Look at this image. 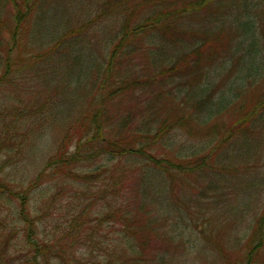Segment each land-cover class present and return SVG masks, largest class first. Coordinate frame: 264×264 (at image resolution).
<instances>
[{
    "label": "trees",
    "instance_id": "trees-1",
    "mask_svg": "<svg viewBox=\"0 0 264 264\" xmlns=\"http://www.w3.org/2000/svg\"><path fill=\"white\" fill-rule=\"evenodd\" d=\"M62 1L0 0V85L33 73L43 90L37 113L14 110L13 124L62 128L28 187L0 173V205L11 215L0 221V264H68L60 246L107 240L99 264H264V181L242 185L236 165L264 133V8L251 9L250 0H92L85 19L66 22ZM225 2L245 7L224 19L233 40L191 44L187 19L215 16ZM233 71L221 88L220 76ZM245 79L258 81L251 103L238 100ZM81 92L87 103L78 110ZM231 113L234 122L223 124ZM3 122L0 152L13 140ZM101 158L95 170L78 171ZM109 174L112 186L95 196L92 185ZM57 176L87 185L92 199L53 240L40 236L46 217L31 195ZM231 190L236 202L227 204Z\"/></svg>",
    "mask_w": 264,
    "mask_h": 264
},
{
    "label": "rangeland",
    "instance_id": "rangeland-1",
    "mask_svg": "<svg viewBox=\"0 0 264 264\" xmlns=\"http://www.w3.org/2000/svg\"><path fill=\"white\" fill-rule=\"evenodd\" d=\"M261 1L262 0H250L251 6H253L251 9H258V11L259 9H263L264 7H256ZM55 4L51 7H54ZM59 4V14L61 13V16L64 18L63 21L66 22L68 20L75 21L78 16H82L84 17L83 19H85L87 17V12L91 7H94L92 0H64ZM223 5L224 7L220 6L219 8L213 9V11L218 10L217 14H214L215 16L211 17L208 16L209 18L206 20H203L200 16H190L189 19H187V30L192 33L189 40L191 44L202 45V43L207 42L208 44H217L218 47H226V45L233 40V32H236V30L231 26L228 20L225 21L224 19L229 18L232 13L241 11L245 7H227V2ZM65 7H67V13L63 14L62 10H64ZM35 32L37 33V31ZM33 37V34H28L25 37V41L29 40L32 42ZM96 41H94V43H96ZM101 47L102 45L98 43V48L101 49ZM0 74L2 73L0 72ZM236 75V71H233L232 73H226L220 76L219 83L221 88L224 84H230L234 81ZM247 80L250 79H245L244 89L241 91L238 100H244L247 98L248 101H250L249 103H251L253 98L255 100L259 85L257 80H255V83L253 81L248 82ZM14 81L15 82L13 83L4 82L0 85V136L4 128L3 118L7 117L11 130V133H9L8 136L13 137V140L9 142V145L0 152V173L17 185L28 187L37 176L36 174L39 173L40 169L45 164L48 156L53 153L55 140L58 139L62 128H60L59 125L53 127L52 121L50 123H42L43 125L35 123L36 126L34 127L41 128L40 130H27L23 126L21 128L14 125V110H16V114H18L20 110L27 113H37L38 110L34 107L39 105L38 103L43 95L42 88L40 90V78L33 73H27V80L25 81H21L20 83L16 79ZM77 94L79 95V93ZM79 100L80 101L76 107L78 110L87 103V97L84 96L83 92H81ZM162 105L164 106V103H161V106ZM163 112L164 114L166 113L165 108L163 109ZM38 114L39 116H42V114ZM74 114L77 115L78 113L74 111ZM44 116L46 117L47 115ZM48 117L50 118V115ZM234 118V113L226 115L224 116L222 123L229 125L234 122ZM60 119L55 120V122H59ZM43 132H45L44 134H46V137L44 141L42 138H39L40 146L38 147L33 144L32 137L33 140H35L39 136L38 133ZM17 134L19 135L17 136ZM251 145V149L243 154L244 159L236 164L241 168L239 175L245 176L243 177L244 180H240L242 181L241 184L245 185V182L248 181L250 187L258 185L260 183L259 181H264V133L259 135ZM104 162L105 159L101 158L93 163H85L79 167L78 171L80 173L93 171L100 167V165H103L102 163ZM243 162H246V166L242 164ZM110 177V174L107 177L103 176L100 178L101 180H98L92 185V193H94L95 196L100 197L105 185L110 183L112 186L113 182ZM130 181H134V179ZM86 187L87 185L81 186L79 183H74L63 176H57L56 179L49 181L41 189H38L33 195H31L34 200V206H37L36 209L40 214L46 217V219H43L42 223L39 225V231L42 232L40 236L43 238H45V236L50 237L53 240L58 238L60 240L62 237L61 232H65L69 226L71 227L72 224L70 221L72 220V216L84 208L85 203H87L88 200L92 199V197L84 195ZM135 191L137 190L135 189ZM231 192L230 198L227 199V204H230L233 201L236 202V196H233L235 195L233 190H231ZM250 196L252 199L256 197L255 190L252 189V194L248 197ZM77 205L80 207L78 210H74L77 208ZM7 206L9 205L5 203L4 205H0L1 222L5 221L8 216H11L9 214L10 210ZM98 207L104 208L105 203L98 201L97 208ZM224 211H226L224 208L221 209L222 213ZM93 212L95 213V210H93ZM3 226L7 227L5 229L6 231L1 236L5 238L9 227L4 223L2 224V227ZM57 227L60 228L59 231H55ZM216 229L219 231L223 228L219 226L216 227ZM107 243H109L108 240L106 243H102L99 246H92L90 243L83 242V244H78L72 247L60 246V248H64L66 251L65 259L68 264H99V261H102L103 258L106 257L105 250L102 249L109 247V244L106 245ZM9 248L12 253L15 254V249L12 247ZM191 262L194 264H204L203 261H195V259H192Z\"/></svg>",
    "mask_w": 264,
    "mask_h": 264
}]
</instances>
